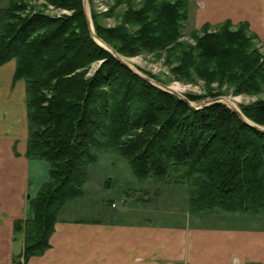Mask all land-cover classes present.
<instances>
[{
  "label": "trees",
  "instance_id": "16d2710c",
  "mask_svg": "<svg viewBox=\"0 0 264 264\" xmlns=\"http://www.w3.org/2000/svg\"><path fill=\"white\" fill-rule=\"evenodd\" d=\"M186 2L142 0L133 9L128 1L113 27L101 25L91 10L92 31L127 57L172 53L181 44ZM48 5L67 13L38 8ZM248 26L241 22L233 29L225 21L214 31L202 28L193 45L180 48L173 71L189 77L191 67L205 82L228 83L235 93L261 92L264 55ZM10 60L13 79L25 85V156L49 166L47 179L28 201L31 218L13 224L22 248L11 264H25L49 248L60 210L83 195L88 166L101 152L125 158L139 181H169L177 173L173 182L187 183L191 213L264 216V132L221 102L189 107L122 65L94 40L83 0H9L0 8V65ZM240 111L264 127V99L240 105Z\"/></svg>",
  "mask_w": 264,
  "mask_h": 264
},
{
  "label": "crops",
  "instance_id": "0c3cea01",
  "mask_svg": "<svg viewBox=\"0 0 264 264\" xmlns=\"http://www.w3.org/2000/svg\"><path fill=\"white\" fill-rule=\"evenodd\" d=\"M220 1L241 10L237 19L230 13L223 20L228 17L260 27L256 21L264 11V0ZM249 7L251 13L244 14ZM206 19L211 21L210 16ZM14 69V60L0 65V264H11L20 252L22 235L13 234V224L31 218L28 201L47 179L49 167L44 160L25 156V85L13 79ZM87 183L88 176L83 194ZM164 185L171 187L172 202L167 210L149 212L153 221L121 219L131 209L125 205L117 212L105 211L103 218L66 216L63 211L69 200L58 214L49 248L25 264H264V216L191 213L186 185L185 189L178 188L184 184ZM150 186L144 182L130 187L134 192L125 191L123 202L134 195L149 204Z\"/></svg>",
  "mask_w": 264,
  "mask_h": 264
},
{
  "label": "rangeland",
  "instance_id": "374dc122",
  "mask_svg": "<svg viewBox=\"0 0 264 264\" xmlns=\"http://www.w3.org/2000/svg\"><path fill=\"white\" fill-rule=\"evenodd\" d=\"M8 1L9 0H0V6H6ZM128 1L133 9L139 8L142 2V0H127L122 4H117L115 0H84V5L90 23V13L91 10H93L99 15L98 18L101 25L113 27L122 21L121 17L128 8L126 4ZM186 3V19L181 22V37L178 40L181 44L176 46L175 51L172 52L173 54L171 51H168L169 49L156 52H141L132 57L118 54L134 70L157 82L172 87L171 89L174 92L186 97L194 106L203 101L211 100L212 98H219L218 100L224 104L240 110V105L249 104L257 99H264V84H262V90L259 93H235L233 91L234 87L228 83L218 85L216 81L205 82L193 72L191 67L188 69L190 72L189 77L180 76L173 71L175 67L179 66V62L176 58H178L180 54V48L193 45V36L200 35L202 28L214 31L222 23L229 21L232 24L231 28L235 29L239 23L245 22H233L228 19V17L223 20L226 16H230L227 15L230 13L235 14L234 17L236 19L240 16L241 10H236V4L229 5L230 3L228 2L229 4L227 6H223L220 0H187ZM38 8L44 9L45 13L51 15L67 13L62 9H54L50 5L46 6V8L41 6H38ZM249 13H251V8L247 9L244 14L248 15ZM209 16L211 21L206 19V17ZM263 18L264 11L256 21L260 27L255 25L252 27L248 26L249 33L256 36V39H253L254 45L262 55H264ZM220 19L223 21H219ZM96 66L97 63L92 64L91 71ZM174 87L176 90L173 89ZM210 89L221 90L223 94L217 97L210 96ZM188 95L200 97L199 99L191 100ZM180 171L182 172V170ZM87 176L88 183L84 189L85 193L81 197L70 200L65 207V211H63V215L85 217L87 219L103 218L105 217V211L111 210V212H117L124 208L125 205L126 207L129 206L131 209L127 214H124L121 219L138 220L140 218H150L153 221L154 216L149 214V212L167 210V205H169L170 201L172 202V198L170 199L172 195L170 193L171 187L164 184L178 183L184 184L180 185L178 188L185 189V185L187 187V183L184 181L173 182V178L178 176L177 173L171 175L170 178H168L169 181L154 179L139 181L132 174L127 160L112 151L98 154L96 162L88 166ZM144 182L150 183V187L152 188V192L149 195L152 200L149 204H143V202H147V200H142V196H140L142 199H134V195H128L127 198L129 199L124 200L127 201V203L123 202L125 191L132 193L134 191L130 189V187H140ZM175 203L178 205L179 200ZM215 212L219 214L227 213L224 211Z\"/></svg>",
  "mask_w": 264,
  "mask_h": 264
},
{
  "label": "water",
  "instance_id": "95a60500",
  "mask_svg": "<svg viewBox=\"0 0 264 264\" xmlns=\"http://www.w3.org/2000/svg\"><path fill=\"white\" fill-rule=\"evenodd\" d=\"M83 8H84V12H85V15H86V19H87V21H88V23H89V26H90V30H91V33H92V36H93V38H94V40L98 43V44H100L101 46H103L104 48H106L122 65H124V66H126L127 68H129L130 70H132L134 73H136V74H138L140 77H142L144 80H146V81H148L150 84H152V85H154V86H156V87H159V88H161V89H163V90H165V91H167V92H170V93H172V94H174V95H176L180 100H182L186 105H188L189 107H193V108H201V107H203V106H206V105H208V104H210V103H212V102H221V101H219L218 99L219 98H212L211 100H206V101H203V102H201L200 104H198V105H196V106H194V105H192L191 104V102L186 98V97H184V96H182V95H180V94H178V93H176V92H174L172 89H171V87H169V86H166V85H164V84H162V83H160V82H157V81H155V80H153V79H151L150 77H147V76H145V75H142V74H140L139 72H137L136 70H134L126 61H124L123 59H122V57L117 53V52H115L113 49H111V48H109L102 40H100L94 33H93V31H92V25H91V23H90V19H89V17H88V15H87V13H86V10H85V5H84V0H83ZM221 103H223V102H221ZM224 104V103H223ZM226 105V104H225ZM226 106H228V105H226ZM243 122H245L246 124H248V125H250V126H252V127H254L255 129H257V130H260V131H263L264 132V127H262V126H259V125H256V124H254V123H252V122H250V121H248L244 116H243V114L241 113V111L239 110V109H236V108H234V107H231V106H228Z\"/></svg>",
  "mask_w": 264,
  "mask_h": 264
},
{
  "label": "bare ground",
  "instance_id": "6f19581e",
  "mask_svg": "<svg viewBox=\"0 0 264 264\" xmlns=\"http://www.w3.org/2000/svg\"><path fill=\"white\" fill-rule=\"evenodd\" d=\"M172 88V87H171ZM173 89H175L176 90V88L174 87Z\"/></svg>",
  "mask_w": 264,
  "mask_h": 264
},
{
  "label": "built area",
  "instance_id": "2783aa9c",
  "mask_svg": "<svg viewBox=\"0 0 264 264\" xmlns=\"http://www.w3.org/2000/svg\"><path fill=\"white\" fill-rule=\"evenodd\" d=\"M263 24H264V18H263Z\"/></svg>",
  "mask_w": 264,
  "mask_h": 264
}]
</instances>
